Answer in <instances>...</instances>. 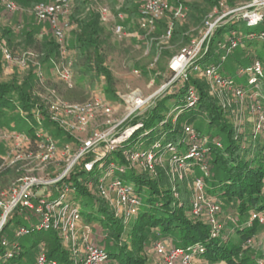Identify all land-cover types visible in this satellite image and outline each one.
I'll use <instances>...</instances> for the list:
<instances>
[{"label":"trees","instance_id":"obj_1","mask_svg":"<svg viewBox=\"0 0 264 264\" xmlns=\"http://www.w3.org/2000/svg\"><path fill=\"white\" fill-rule=\"evenodd\" d=\"M0 1L2 2V0ZM40 1L51 0H13L22 8L32 6V9ZM106 3L114 10L119 4L118 0H72L68 15L71 27L65 48L69 49L72 54L73 81L77 73L88 75L91 79L100 76L105 81L104 91H108L117 97L112 88L114 79L108 67L109 57L115 56L119 61L120 58L126 56V50L129 47L127 41L137 44L138 42L142 44L150 42L153 44V49L157 48L162 52L165 44L160 43L158 38L165 31L171 13L170 11L164 13L156 22L154 32L149 36H144V31L137 24L126 26L127 30L137 31L139 37L137 39L133 36L125 37L119 42L113 38L108 24L101 21L100 8ZM171 3H174V1ZM184 3L187 6L186 15L189 14L193 18L192 20L201 23L214 8L218 10L226 8L232 1L185 0ZM119 11L126 12L129 17H135L137 5L133 0H125ZM6 14L5 8L1 7L0 4V40L7 41L10 46L8 49L10 48L9 51L14 56L28 55L25 69L16 65L19 69L26 71L27 75L20 81L19 79H10L4 84L0 83V107L3 108V105L13 99V96H17L19 104L15 106V109L23 111L21 116L24 119L35 121L39 125L51 123L60 130L59 125L51 120L50 103H47L46 98L43 97L45 93L49 92L48 94H50V91L53 90L49 88L51 87L49 82L50 78L56 77V75L51 69L40 80L36 76V71L38 65L41 68L46 64L51 66V60L55 61L61 57L63 58L65 53L59 44L52 39L49 32L47 33L49 36L44 35L40 38L35 34L33 35L31 31L26 30L23 38L17 41L13 29L1 24V21H8L5 17ZM241 21L243 20L239 18L237 21L226 23V25L229 24V39L222 42V46L225 50H229L241 44L242 51L248 52L241 55L242 57L236 58L240 63L237 74L240 78L245 79L247 86L242 82L235 83L233 81L228 68L222 64L227 57L225 53H222L220 60L207 63V57H209L215 44L220 43L221 45L219 38L214 40L215 35L224 30L227 31L226 25L218 26L215 32L206 38L202 53L195 62L202 66H218L216 72L223 79L230 80L233 89H242L245 93H248L253 92V88L247 80L250 76H253V64L258 61L261 65V73H255L254 76L260 87L259 90H261V99L259 100L264 111V56L260 52L261 49H264V19L256 25L246 24L247 27H259V29L257 28L247 35H239L235 28L236 24ZM187 31L188 25H184L183 20L174 21L168 42L180 39L182 45L189 43L190 40L186 36ZM69 37L72 38L70 44ZM150 37L155 39L150 41ZM234 38H236V46L231 47V41ZM257 46H261V49ZM20 49L21 51H19ZM16 51H19V53H16ZM2 61L0 59V74ZM165 73V79L167 80L171 75L168 68H166ZM197 75V73L188 72L184 77L177 79L170 87L168 86L154 96L143 113L130 117L126 125L138 124L139 126L128 139L117 145L118 150L110 153L109 158L100 169L85 171L83 163L89 160L91 156L88 154L83 155L65 175L63 181L49 185L48 192L43 195L48 200L62 196L61 200L75 204L79 208L80 217L86 225L102 223L103 230L106 231L105 239L106 237L110 239L108 242L105 239H96L93 243L105 250L111 263L149 264L142 257H138V250L133 245H127L123 240L120 224L122 222H127L125 228L130 230H127L130 238L135 232H138L137 230H143V233L138 232L137 234L141 239L143 237L144 241L149 240L148 247H151L156 241L166 239L168 244L189 248V251L202 261L204 259L220 263L225 262L226 264H256L257 260L262 259V257H259L256 260L247 254L243 255L247 250L246 245L257 233L258 225L256 220L251 224L244 223L242 215H246L252 210L264 211V143L257 141L254 145L255 150H252L251 144L246 145L247 138L240 136L242 131L235 130L236 126L240 128V124L233 126L229 119H219L218 104L214 101L212 93H210L209 82L206 79L195 77ZM58 83L62 87L64 86L59 79ZM54 89L68 101L76 99L77 102L82 103L92 99L87 98L84 87L73 85L72 88H67L64 92L56 84ZM231 91L233 92V90ZM190 92L195 97L194 101L189 98ZM195 118H198V123L192 124ZM184 126L194 128L196 138L201 149H203V159L200 162L186 158L190 141L187 133L183 130ZM203 127L207 128L206 133H203ZM36 131L37 129L31 126L27 132L23 133L26 135L24 148L27 154H30V152L36 154L39 150L38 144L45 139L46 135L36 137ZM263 133L264 131L259 132L261 135ZM249 135L255 136L253 133H249ZM50 136L53 139L56 138L53 135ZM64 139L56 140L57 144L60 142L63 144L66 141ZM149 150L161 156L162 161L165 162L163 166L159 167L156 175L131 166L122 153V151L132 153L134 151L145 152ZM111 161L114 164V169L109 172ZM171 162H182L188 167L189 173H192L197 167L200 168L201 164L205 165L207 176L202 173V175L191 174V177L193 180L199 177L204 180V193L209 199L213 201L216 199L222 201L230 199L235 203L238 217L234 220L235 225L232 233H226L223 230L215 231L213 226L205 220L191 214L190 200L186 199L185 202H179L168 194L170 189L169 186H166L168 180L165 172L170 168ZM17 173V166L7 165L4 159L0 157V198L13 185V183L12 185L7 184L4 177L9 175L10 179L14 181L18 177ZM108 173L111 177L128 184L138 199L137 211L129 219L125 220L121 214L115 213L114 215L110 206L97 193L96 183ZM12 214L24 215L28 220L30 219L27 226L20 225V227H26L28 234L33 236L34 243H40L47 261L52 260L56 264H76L78 256L70 253L71 248L69 243L64 244L63 235L54 229H43L40 226L39 217L30 209L20 210L19 205L11 211L5 227L0 232V264L26 263L23 261L24 252L22 247L16 240L21 235L16 236V231L15 237L10 242L3 234ZM115 217L118 218L120 223L109 229V222ZM153 230L157 232L156 235L149 238L145 236L144 232H153ZM2 238H5V244H1ZM107 243L111 246H117V252L106 251ZM34 264H39L36 255Z\"/></svg>","mask_w":264,"mask_h":264},{"label":"built area","instance_id":"obj_2","mask_svg":"<svg viewBox=\"0 0 264 264\" xmlns=\"http://www.w3.org/2000/svg\"><path fill=\"white\" fill-rule=\"evenodd\" d=\"M133 1L137 5V14L135 17H129L126 12L119 11L125 0H118L119 4H117L115 10L109 5H104L100 8L101 21L112 25L111 29L113 34L118 39L134 37L133 31L126 29V26L133 24H137L138 27L144 31V36H149L154 32L156 22L164 15V13L170 11L171 17L167 20L165 31L158 38L160 43H165L168 42L171 37L174 21H182L186 17L187 6L184 3L185 0ZM172 1H174V3H171ZM2 3L7 13L16 10V4L12 0H2ZM71 5L72 0L40 1L36 3L32 9L35 20L38 23L47 24L50 36L57 44H59L60 48L63 49L65 53L63 58L61 57L55 61L51 60L50 63L52 72L58 77L63 85L69 89L74 85L72 71L73 60L71 57V51L65 47L71 27L68 20ZM226 10L227 9L225 8H221L218 11L220 14L218 16L216 14L217 9L214 8L207 15L205 24L208 26V29L204 31L201 38L190 40L189 43L183 45L178 52L172 55L167 64V68L171 75L169 79L166 80V83L163 84L164 86L161 87L163 88L162 90L168 86L170 87L177 79L184 77L188 72H193L197 74L202 73L211 86L233 90L235 95H239L241 99L244 98L245 92L242 89H233L231 81L223 79L216 72L218 66H202L195 62L196 59L200 57L204 47V41L207 37L211 36L212 33L210 30L216 25V23L221 19L226 18L231 12L242 10V13H240L241 19L244 20L247 25H256L264 19V0H250V2L242 7H238L232 11ZM211 17L214 18L212 19ZM152 39L155 38L150 37V41ZM234 46H236V38L231 41V47ZM0 53L5 64L18 65L23 69L26 68L28 55H22L20 57L14 56L9 51L5 44V40L3 39L0 40ZM252 71L253 76H250L247 82L251 87H256L258 84L254 75L255 73H261V65L258 61L254 62ZM134 73L138 74L139 71L134 70ZM36 76L40 80L44 77L42 68L39 65L37 66ZM162 90L160 89L157 92L152 93L149 97H143L142 95L135 93L122 95L121 97L123 101L128 105V111L120 119L112 118L113 109L103 97H94L91 100L82 103L58 101L50 103L49 109L51 120L56 122L59 127L62 128L64 134L66 133L65 130L84 128L97 112H101L108 117L106 120L107 126L104 129L93 132L82 143L77 142L75 144L74 142L67 143L66 141L62 144L61 148L56 145L57 142L49 133H39L36 131V137L46 135L44 141L38 144L39 150L36 153L38 159L42 163H46L55 158L59 148L62 151V155H72V161L65 169H63V171L58 172V174L52 178L45 180L30 179L29 182L16 186L13 190H10L12 193L7 199H3L5 194H2L3 197L1 195L2 198H0V232L5 227L11 211L19 205L20 210H32L34 214L39 217L40 226L43 229L57 230L63 235V238L68 239V241L71 240V243L73 242L71 253L78 256L76 264H115L110 262L109 256L102 247L89 242L86 237L85 241H82L84 244V250L78 254V251H76L75 248L76 244L74 242V237L76 233V224L78 223L77 221L81 218L79 208L75 204L61 200L62 196L52 200L46 199L43 195L48 191H44V193H41L40 195L31 193L30 186L36 184L49 186L54 183L62 182L65 175L68 174L76 161L81 156L87 154L91 156V158L83 163L84 170L92 171L100 169L109 158L110 153L118 150L117 145L128 139L132 132L139 126L138 124L126 125L129 118L143 112L145 107L151 103L152 98ZM189 98H191L192 101L195 100L192 92H190ZM139 108L141 109L137 110ZM252 108L256 115V118L253 121V131L254 133L262 132L264 131L263 107L260 102L254 101L252 103ZM117 127L118 129H116ZM183 130L187 133L190 141L189 148L186 152V158L190 160H198L200 162L203 159V149H201L199 145L194 128L192 126H184ZM9 137H14L18 142V150L14 157L15 159L21 158L23 154H27L24 148L26 144L23 145L26 140L25 134L19 132L11 134L6 131L0 133V138ZM19 139H21L20 142ZM217 145H219V143H217ZM122 153L131 166H137L138 168L149 172H153L155 164L162 161L161 156L154 154L150 150L145 152L134 151L132 153L122 151ZM170 164H175L177 168L184 170L185 173L188 170V167L182 162H171ZM109 165L110 168L108 171L111 172L114 169V164L111 161ZM200 169L203 175L207 176L205 165L201 164ZM108 175L109 173L106 176ZM105 177L99 180L95 185L98 195L110 206L111 209H114L116 214L123 215L125 220L129 219L137 211V197L134 195L128 184L113 177H111L108 183H105ZM192 188L194 194L190 200L191 214L195 217H200V215L205 212V218L202 219L212 225L215 231H218L220 226L218 225L216 214L219 213L220 207L205 195L204 180L201 177L194 179ZM31 198L33 200L32 202ZM121 207L123 208V211L122 213H119ZM257 216L262 220L261 217L264 216V211H251L249 218L252 220L257 218ZM24 234H28V229L26 227H19L16 236ZM5 243V238H2L1 244ZM151 249L153 254L158 257L162 264H198L194 261V259L198 258L189 251V248L175 245L171 246V244L159 240L153 243ZM36 258L39 264H46L47 262L49 264H56L55 261L46 260L45 253L40 246L38 247ZM257 264H264V260L259 259Z\"/></svg>","mask_w":264,"mask_h":264},{"label":"rangeland","instance_id":"obj_3","mask_svg":"<svg viewBox=\"0 0 264 264\" xmlns=\"http://www.w3.org/2000/svg\"><path fill=\"white\" fill-rule=\"evenodd\" d=\"M13 1V0H12ZM232 3L228 4L225 9L233 10L238 7H242L243 5L250 2V0H231ZM1 7L3 6V3L0 1ZM16 4V10L7 13L5 15L7 22L1 21L2 25L9 26L13 29L15 32V37L18 39L17 41H20L26 30L31 31L33 35H38L40 27L42 26L41 23H38L33 15L32 12V6L29 8H22ZM109 5L108 3H106ZM105 4V5H106ZM111 4V3H110ZM218 9L216 14L219 16ZM240 13H242V10H236L234 12H231L226 18L221 19L216 25L211 28L210 32L213 34L216 30V28L219 26L226 25L228 22L237 21L239 18H241ZM214 16V15H213ZM212 19L214 17H211ZM189 16V14L186 15V17L183 19V24L188 25V31H187V38L189 40L192 39H199L204 34V31L208 29V26H206L205 21L206 19H203V22H198L195 20H192ZM211 19V20H212ZM108 24L109 30L113 36V38L116 41H121L122 39H118L111 29L112 25L110 23ZM46 24H43L45 26ZM221 25V26H220ZM228 25L227 24V31L224 30L222 32H219L215 35L214 40L219 38L221 40V45L215 44V46L210 51L209 57H207V63H212L214 61L220 60V57L222 53H225L226 60L222 63L224 67L228 68V71L233 79V81L236 83L242 82L247 86V83L245 82L244 78H240L237 74V68L239 67L240 63L236 60L238 57H242L241 55L247 54V51H242L241 44L233 49L225 50L222 46V42L229 39V33H228ZM47 26V25H46ZM235 26V25H234ZM48 28V27H47ZM236 30L238 31L239 35H247L249 32L255 31L257 28L254 26L247 27L245 21H241L239 24H236ZM210 33V34H211ZM37 34V35H36ZM211 34V35H212ZM139 35V34H138ZM142 36V35H141ZM69 44L72 41V38H68ZM129 47L126 50V56L123 58H120L118 61L117 57H109L108 59V67L111 70L114 83H113V90L115 91V94L117 97L113 96L110 92L104 91V85L105 81L102 77L97 76L91 79L88 75H81L80 73L75 74L73 84L76 85V87H84L85 93L87 94V98H94V97H103L111 106L113 109L112 118L120 119L123 117V115L128 111V105L123 101L122 95H126L129 93H135L142 95L143 97H149L152 95V93L157 92L158 90H162L163 84L166 83V73L165 70L167 68V64L169 59L172 57V54H175L178 52V50L184 45L180 44L179 40H174L172 42L164 43V48L162 49V52H160L159 49L154 48L153 44H142L141 42L137 43H131L126 42ZM5 44L7 47H10L7 44V41H5ZM139 45V46H137ZM256 45V44H255ZM152 47V48H151ZM258 47V46H257ZM261 49V46L258 47ZM10 49V48H9ZM263 50V51H262ZM21 51V49L19 50ZM19 51H16V53H19ZM262 55L264 56V49H261L260 51ZM161 53V54H160ZM0 59H2V55L0 53ZM4 62V61H3ZM49 64L43 65L42 72L43 75L46 73H49ZM2 68V67H1ZM51 68V67H50ZM3 70V68H2ZM1 70L0 74V83L4 84L8 80L12 79H19V81L27 75L26 71L16 68L13 72L10 71L9 74L3 75ZM51 70V69H50ZM134 70H138L139 73L135 74ZM146 71V72H144ZM199 79H206L202 73L195 76ZM208 81V80H207ZM57 84L58 88L61 89V91H66V87L60 85L58 83V77H52L50 78L49 87L50 89H53L49 92L44 94V98H46L47 103H53V102H68V103H79L76 101V99H72L70 101L65 100L61 94L57 93L54 89V86ZM17 85V84H14ZM13 85V86H14ZM209 90L210 93L213 95L214 101L218 104V110H219V119L227 118L230 120V122L234 125L240 124L239 127H235V130H241L240 136H243L247 138V143L251 144L250 147L252 150H255L254 145L258 142L264 143V133L263 135L259 133H254L253 131V121L256 118V115L254 114V109L252 108V103L255 101L260 102L259 99H261V90H259V85H256V87L253 88V92L245 93L244 98L241 99L239 95H235L230 89L227 88H219V87H213L209 84ZM9 95V94H8ZM94 95V96H93ZM10 98V95H9ZM150 101V100H149ZM261 103V102H260ZM19 104V100L17 96H13V99L8 101L5 105H3V108L0 107V133L1 132H8V133H15V132H21L25 133L28 131L29 127L33 126L37 129L39 133H49L50 135H53L54 140H58L61 138H66L64 140L68 142H79L82 143L85 141L93 132L99 131L101 129H104L107 124V116L102 114L101 112L95 113V115L90 119L89 123L82 129H69L65 130L66 133H61L62 128L58 130L54 124L46 123L44 125H39L35 121L24 119L21 115L23 114V111L15 109V106ZM148 106V105H147ZM146 106V107H147ZM145 107V109H146ZM18 108V107H17ZM143 108V107H142ZM141 108L137 109L140 110ZM143 110V112L145 111ZM141 112V113H143ZM59 113V111H58ZM140 113V114H141ZM138 115V114H137ZM198 118H195L192 121V124H197ZM121 125V124H120ZM119 125V126H120ZM118 129V127L116 128ZM203 133H206L207 128H202ZM249 133H253L255 136L249 135ZM116 136V134H115ZM70 139H69V138ZM21 139H19V142ZM65 141V142H66ZM17 141L14 139V137L9 138H0V157H2L7 163V165L11 166H17L18 167V177L14 181L10 179V176L7 175L4 177V179L7 181V184L10 183L13 185L8 189L9 191L4 195H2L3 199H7L11 195V191L14 187L22 185L26 182H29L30 179H36V180H45L48 178H52L55 175L58 174V172L63 171L67 167V165L72 161V155H62L61 151V144L62 142L56 144L60 148L58 149V153L55 158L51 159L50 161L46 163H42L36 154H23L21 158L15 159V155L18 150ZM26 144L25 141L23 145ZM72 153V152H71ZM165 164L164 161H160L159 163H156L153 169V172H150L152 175H156L157 170L159 167L163 166ZM137 167V166H136ZM170 168H168L165 172L167 175V184L166 186L170 189L168 191V194L174 197L179 202H185L186 199L191 200V197L193 196V178L192 175H202V171L199 167L195 168V170L192 173H189L188 170L185 173L184 170L177 168L175 164L169 165ZM138 168V167H137ZM142 170V169H141ZM111 179V176L108 175L105 177V183H108ZM42 184H36L30 186V192L35 193L37 195H40L41 193H44V191L49 190V186H41ZM67 198V197H66ZM31 198V202H32ZM83 201V199H82ZM217 205L221 207L219 210V213L216 214V219L218 221V225L220 226L219 230H223L226 233H232L233 227L235 225L234 220L236 217H238V213L236 211L235 203L230 200L226 199L224 201L220 199L214 200ZM204 207V204H203ZM85 210V208H84ZM113 211V214L115 215L114 209H111ZM123 208L121 207L119 209V213H122ZM253 211V210H252ZM250 213L251 211L246 214L242 215V219H244V223L251 224L255 220L257 222V233L253 236V239L246 245L247 250L243 255H249L253 259H259V257L264 258V216L261 217L262 220H260L257 216V218L250 220ZM205 212H203L199 218H205ZM241 219V221H242ZM30 222V219L28 220L24 215H11L10 221L8 225L6 226L4 230V235L6 236L7 240L10 241L12 238L15 237V232L20 227V225L27 226ZM78 223L76 224V233L74 237L75 242V248L76 251H78V254L83 252L84 250V244L82 241H85L87 238L89 242L93 243L96 239L104 240L106 236V231L103 230V224L99 223H91V224H85L83 219H78ZM120 221L117 217L115 219H112L109 222V229H111L114 225H118ZM122 226L121 229V236H123V240L126 242L127 245H133L136 250H138V257H142L146 263L149 264H162L161 261L158 259L155 254L152 252V246H149V240L144 241L143 237L141 239L140 236H138V232H142L143 230H137L138 232H135L134 235H132V238H130V234L127 232L130 231L128 228H125L127 222L120 223ZM128 230V231H127ZM84 231V232H82ZM124 232V233H123ZM146 237H152V235H156L157 232L153 230V232H144ZM140 235V234H139ZM86 237V238H85ZM109 237H106L105 241H109ZM137 239V240H136ZM139 239V240H138ZM141 239V240H140ZM18 241V244L21 245L22 251L24 252L23 258L26 263L25 264H34V258L38 251V247L40 246V243H34V238L31 234H24L21 235L16 239ZM166 243L168 241L165 239L163 240ZM11 242V241H10ZM64 244L69 243V246L71 248L72 243L71 240L68 241V239L64 238ZM108 244V243H107ZM173 244H171L172 246ZM68 246V247H69ZM118 247L117 246H111L108 244L106 251H109L111 253L117 252ZM71 251V249H70ZM71 253V252H70ZM255 260V261H256ZM198 264H226L225 262H218V261H208V260H199L194 259ZM258 263V260L256 261V264Z\"/></svg>","mask_w":264,"mask_h":264},{"label":"crops","instance_id":"obj_4","mask_svg":"<svg viewBox=\"0 0 264 264\" xmlns=\"http://www.w3.org/2000/svg\"><path fill=\"white\" fill-rule=\"evenodd\" d=\"M47 25V24H46ZM43 26V24H42V26L40 27V30H39V33H38V37H40V38H42L44 35H47V36H49L47 33L49 32V30H48V26ZM133 35H134V37L137 39L138 37H139V35L137 34V31H135V30H133ZM50 66V65H49ZM51 67V66H50ZM49 67V70L51 69ZM2 68H3V70H2V74L3 75H6V74H9L10 73V71L12 70V72L16 69V68H18V67H16V65L14 66V65H7V64H5V62H3L2 61ZM204 263V262H203ZM203 263H201V264H203Z\"/></svg>","mask_w":264,"mask_h":264}]
</instances>
